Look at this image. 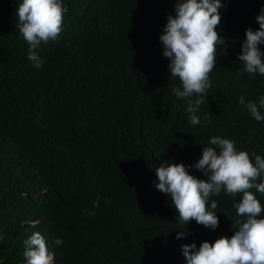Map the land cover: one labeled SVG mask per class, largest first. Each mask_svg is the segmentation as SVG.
<instances>
[{"label": "trees", "instance_id": "1", "mask_svg": "<svg viewBox=\"0 0 264 264\" xmlns=\"http://www.w3.org/2000/svg\"><path fill=\"white\" fill-rule=\"evenodd\" d=\"M21 2L0 0V264H27L24 241L37 231L53 264H186L182 245L233 236L246 220L234 207L242 194L212 197L216 229L178 226L155 170L183 163L208 179L195 164L213 136L233 140L253 162L264 157V120L239 103L258 104L264 75L238 60L264 0H222V42L199 125L172 93L182 85L160 41L176 0H62V31L41 42L38 69L19 31ZM250 191L264 208V194ZM177 231L188 234L177 239Z\"/></svg>", "mask_w": 264, "mask_h": 264}, {"label": "clouds", "instance_id": "2", "mask_svg": "<svg viewBox=\"0 0 264 264\" xmlns=\"http://www.w3.org/2000/svg\"><path fill=\"white\" fill-rule=\"evenodd\" d=\"M223 7L222 0H176L175 15H168L160 36L163 55L170 59L171 77L178 78L182 85L173 87L172 93L188 101L186 111L192 125L201 123L197 113L205 102L204 94L211 87L209 76L216 66L217 46L222 42L217 28ZM66 11L62 0H22L19 3L18 27L30 45L27 58L35 68L44 63L38 52L41 42L47 44L58 38ZM256 20L259 29L246 30L238 60L243 71L250 75H264V51L260 48L264 44V8ZM239 103L257 122L264 120L260 112V108H264V96L259 98L258 104L246 103L245 97L241 96ZM204 123L207 125L211 121L205 117ZM208 144L203 147L202 158L195 164V168L208 179L189 174L183 163H166L155 170L159 180L156 187L171 198L178 212V226L195 220L211 229L219 227V217L214 211L218 205L212 197L219 196L222 190L233 196L242 194L234 207L237 215L246 217V220L235 222L239 227L231 237H220L214 243L204 241L199 247L196 243L182 245L186 264H264V218H260L264 208L250 191L255 188L264 194V182H256L264 173V157L253 154V162L247 151L237 150L233 140L220 136L211 137ZM99 204L97 199L93 209ZM90 214L95 215L94 210ZM187 234V231H177L176 238H184ZM54 243L59 245L63 241L57 238ZM24 245L23 256L27 264H53L55 254L49 252L40 232L33 233Z\"/></svg>", "mask_w": 264, "mask_h": 264}]
</instances>
